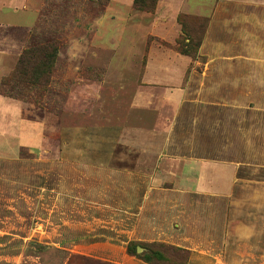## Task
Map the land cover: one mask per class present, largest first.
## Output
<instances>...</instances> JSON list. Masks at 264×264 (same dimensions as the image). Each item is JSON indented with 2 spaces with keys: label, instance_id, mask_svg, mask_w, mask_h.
Returning <instances> with one entry per match:
<instances>
[{
  "label": "rangeland",
  "instance_id": "374dc122",
  "mask_svg": "<svg viewBox=\"0 0 264 264\" xmlns=\"http://www.w3.org/2000/svg\"><path fill=\"white\" fill-rule=\"evenodd\" d=\"M125 1L0 10V264H264V4L222 2L213 21L211 0ZM178 15L202 21L194 57L130 109L147 56L179 54ZM40 46L37 80L9 76ZM195 161L233 169L229 197L195 190Z\"/></svg>",
  "mask_w": 264,
  "mask_h": 264
},
{
  "label": "crops",
  "instance_id": "0c3cea01",
  "mask_svg": "<svg viewBox=\"0 0 264 264\" xmlns=\"http://www.w3.org/2000/svg\"><path fill=\"white\" fill-rule=\"evenodd\" d=\"M132 2V0H126ZM125 1V2H126ZM236 0H211V11H212V20L215 21V12L217 8H219V4L222 2H226V4L235 3ZM238 1H246V0H238ZM250 1V0H247ZM251 2L259 3V5L264 4V0H251ZM205 0H193L191 6L194 10H204L205 11ZM27 5V0H0V10L6 9L10 10L13 13L16 12L17 8H25ZM31 23L35 20V15L33 14ZM264 21V20H263ZM1 23H4L0 20ZM6 23V22H5ZM7 24V23H6ZM11 24V23H9ZM19 24V23H13ZM23 25V24H20ZM30 25V24H29ZM162 37L161 35L157 34ZM6 52L0 50V70H2L1 60L5 59ZM190 59L181 54H163L161 52L151 53L147 56L146 61L144 62V71H143V81L145 82L143 91L138 92L136 90L135 94L132 96L130 109H150V105L148 104L151 99V95L147 92L149 89L145 88L150 84H165V85H178L182 80L183 73L188 66ZM149 66H151L152 70L149 72ZM164 70L165 76L162 79L156 78L154 74H159L155 72L156 70ZM166 72V70H168ZM149 72V73H148ZM161 73V72H160ZM149 87V86H148ZM178 90V89H177ZM177 90H174L172 93H164L162 96V100L169 104L170 109H174L181 101V93ZM0 106L2 108L9 107L6 101V98L0 96ZM14 113L17 115L18 111L14 109ZM194 166L196 168L195 175V190L199 192H206L213 196H224L229 197L231 194L232 184L235 181L233 169L229 166H223L217 163L208 162V161H195ZM249 225H245L242 230L243 241H250V235H248Z\"/></svg>",
  "mask_w": 264,
  "mask_h": 264
},
{
  "label": "trees",
  "instance_id": "16d2710c",
  "mask_svg": "<svg viewBox=\"0 0 264 264\" xmlns=\"http://www.w3.org/2000/svg\"><path fill=\"white\" fill-rule=\"evenodd\" d=\"M141 3L137 0L132 1V5L137 9H140ZM176 22L179 24L181 36L175 41L177 52L181 55L188 57H194V52L188 50V46L191 45L192 38L189 36L192 27L191 24H202L198 19H190L185 16L178 15ZM199 44V43H198ZM193 46H196L193 44ZM53 58V49H49L48 46H40L31 48L21 52L9 73V76L14 77H26L32 81L37 80V73L45 71L49 63ZM8 76V77H9ZM1 86L5 85V80L0 83ZM146 262V261H145Z\"/></svg>",
  "mask_w": 264,
  "mask_h": 264
}]
</instances>
